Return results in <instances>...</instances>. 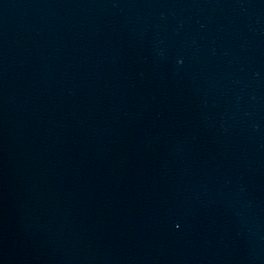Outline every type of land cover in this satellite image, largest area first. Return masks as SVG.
Wrapping results in <instances>:
<instances>
[{
    "label": "water",
    "instance_id": "95a60500",
    "mask_svg": "<svg viewBox=\"0 0 264 264\" xmlns=\"http://www.w3.org/2000/svg\"><path fill=\"white\" fill-rule=\"evenodd\" d=\"M0 264H264V0H0Z\"/></svg>",
    "mask_w": 264,
    "mask_h": 264
}]
</instances>
